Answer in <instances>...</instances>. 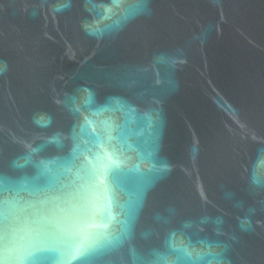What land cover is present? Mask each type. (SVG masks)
I'll return each mask as SVG.
<instances>
[{
	"label": "water",
	"instance_id": "water-1",
	"mask_svg": "<svg viewBox=\"0 0 264 264\" xmlns=\"http://www.w3.org/2000/svg\"><path fill=\"white\" fill-rule=\"evenodd\" d=\"M0 69L3 196L59 249L35 264L85 236L118 238L90 264H264V0H0Z\"/></svg>",
	"mask_w": 264,
	"mask_h": 264
},
{
	"label": "snow or ice",
	"instance_id": "snow-or-ice-1",
	"mask_svg": "<svg viewBox=\"0 0 264 264\" xmlns=\"http://www.w3.org/2000/svg\"><path fill=\"white\" fill-rule=\"evenodd\" d=\"M111 2L117 7L120 6L122 0H111ZM143 4V0H137V5ZM68 5H62L61 7H67ZM61 10L57 8V11ZM99 29L93 30V34L99 32ZM2 71V69H0ZM89 122L86 121V126ZM93 136L96 143H99L100 137L93 132ZM98 159V158H97ZM109 170L113 169L114 165H109ZM85 175L90 180L95 176V169L87 167L83 169ZM116 174L113 172V179L115 180ZM254 182L262 183L258 177H253ZM58 185L61 189L62 196H55L51 198V202L60 201L66 198L79 199L81 193L84 192V186H77L75 181L72 184L59 183L57 178L51 177L49 187ZM9 187L7 178L0 175V264H12L11 261H6L4 258V252L6 249H13L21 246L20 242L23 241L24 236L27 235L30 241L35 243L32 245V251H28L26 255L18 256L15 258V264H35L34 258L37 254L46 252H58L59 249L48 245V241L55 239L54 234L50 233L45 224L39 219H29L24 217L21 221V214L27 212L28 207H32L29 203L26 206L20 205L18 200H9L3 196L4 192L14 191ZM114 239L107 236H100L98 238L89 239L88 236L83 238L84 242H81L76 248L75 254L71 257L72 260L80 261V264H90L89 258L95 255L100 249L107 247L113 243ZM219 245H216L218 247ZM207 251H190L188 247L175 248L173 251L176 254L175 261H169L167 256H158L155 264H198L203 261L205 257H212V260H208L207 264H213V260H216V264L219 262V253L214 251L213 245H207Z\"/></svg>",
	"mask_w": 264,
	"mask_h": 264
}]
</instances>
